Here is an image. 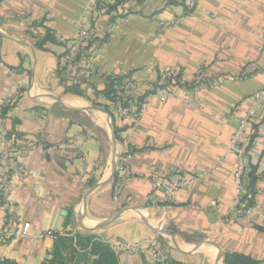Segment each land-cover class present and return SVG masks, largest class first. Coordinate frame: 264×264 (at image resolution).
<instances>
[{"label": "crops", "instance_id": "1", "mask_svg": "<svg viewBox=\"0 0 264 264\" xmlns=\"http://www.w3.org/2000/svg\"><path fill=\"white\" fill-rule=\"evenodd\" d=\"M94 1L0 0V183L7 191L0 227L29 222L33 236L14 229L0 239V259L41 264L54 238L35 235L84 234V228L109 243L120 264H154L148 243L157 237L164 261L227 264L237 252L264 264V131L251 152L259 174L252 218L236 213L235 158L218 161L237 116L264 87V0H199L186 17L182 0H129L96 21L97 62L79 57L71 72L61 71L60 38L77 37V23ZM128 11L135 13L124 16ZM150 66L156 68L150 80L178 66L184 83L164 97L148 96L136 119L119 120L108 102L97 104L104 101L97 92L113 77L130 75L134 95L154 90ZM201 74L219 84L206 88L199 103L193 83ZM231 111L236 115L225 123ZM217 163L202 180L178 187L169 202L165 189H153L152 166L171 186ZM121 167L131 175L115 199ZM136 241L142 245L120 248Z\"/></svg>", "mask_w": 264, "mask_h": 264}, {"label": "built area", "instance_id": "2", "mask_svg": "<svg viewBox=\"0 0 264 264\" xmlns=\"http://www.w3.org/2000/svg\"><path fill=\"white\" fill-rule=\"evenodd\" d=\"M129 1V0H127ZM199 0H182V3L186 9V15L183 17L192 15L197 9ZM108 0H95L93 3H90L89 7L86 8V16H83L77 23L78 27V35L77 37L69 43L66 39L60 38V41L65 45V49L63 52V56L60 60V70L71 72L74 66L77 63L79 57H85L88 60L90 66H93L97 60L99 52L101 51V47L96 45L95 38H97L98 32L96 27L94 26L96 21L102 15H109L108 13ZM124 16L129 15V12H124ZM135 13V12H134ZM212 17L216 18V15H212ZM261 66H254L252 68L253 71L261 69ZM156 68L154 66H150L147 69V72L150 76L148 79L149 83H153L155 85V93L161 96H166L170 89L171 85L184 83V79H182L180 74V69L178 66H173L170 69L161 72L159 77L160 79L157 81H152L151 76L154 75ZM180 75V76H179ZM219 79H224V75H220ZM227 78V77H226ZM228 79L230 81H237L238 77L235 75L229 76ZM161 83V84H160ZM194 84V94L199 98V96L205 91L206 88H214L219 84V80L215 78L207 77L201 74L196 80ZM134 86L135 82L133 78L130 76L126 77L119 86V96L122 99H126L129 95H134ZM99 98L105 100V95H99ZM190 96L188 97L189 100ZM199 103L202 102V98L200 97ZM145 106L141 107L135 106V104H130L128 106L122 107L120 104L114 102L110 104V110L115 116L121 120L127 116H131L133 118L141 117ZM261 114V115H260ZM236 113L231 111L226 115L224 122L229 123L231 117L235 116ZM237 123L235 128L233 129L232 137L229 143L228 151L220 157L219 162L229 161L233 156L235 158V171H234V179L238 188V197L237 203L238 207L236 208V213L240 218H252L258 210V194L253 198V204H248V202L243 200L244 196V183L246 180V176L248 173V152L247 146L250 144V150L253 151L256 140L264 131V87L255 92L252 104L242 113L237 116ZM257 124L258 128L255 130L254 125ZM255 135V136H254ZM4 155L0 152V163L3 160ZM218 162V163H219ZM218 163L206 169L202 174H196L194 177H189L186 180L179 182L177 185H169L165 181L158 178V170L152 166L150 169L151 177L153 178V189L156 191L157 189H165L166 196L165 201L169 202L172 199L174 191L178 187H182L185 185H189L193 182L199 181L203 179V175L209 173L212 169L218 168ZM20 173H23L24 170L19 169ZM18 171V172H19ZM15 172V171H14ZM33 176H36L35 173H32ZM131 175V171L128 167H121L119 175L115 180L113 178V194L114 198L118 199L121 195V190L123 185L126 182V179ZM115 180V181H114ZM6 191V187L3 183H0V198L4 196ZM7 193V191H6ZM258 193V188H257ZM149 202L151 204H155L154 193L149 196ZM12 230H4L0 227V239H5L7 237L14 235V229L19 232V235L22 237L32 236L31 224L29 222H24L20 227L19 224H13ZM161 228V226H159ZM19 229V230H18ZM56 233L52 230H46L38 233L34 236L36 239H42L44 237H56ZM33 237V236H32ZM148 243V242H147ZM142 245V243L136 241L133 245H120V248L127 249L133 248ZM148 247L151 250V260L153 263L164 262L162 258L161 250H162V242L160 237L155 238L154 240L148 243Z\"/></svg>", "mask_w": 264, "mask_h": 264}, {"label": "trees", "instance_id": "3", "mask_svg": "<svg viewBox=\"0 0 264 264\" xmlns=\"http://www.w3.org/2000/svg\"><path fill=\"white\" fill-rule=\"evenodd\" d=\"M137 3L143 2V0H134ZM127 0H115V3L109 2L108 5V13L109 16L115 12L119 11L121 6H125L127 4ZM129 13H133L128 11ZM122 16V15H121ZM96 39V38H95ZM130 75H124L121 77H113L110 78L106 84V87L97 92V95H105L106 99L102 101H98V105H108L111 103H118L122 107L128 106L130 104H135V106L141 107L146 102V98L153 93L155 90L150 92H146L144 95H129L125 100L119 96V86L122 81ZM180 76V75H179ZM161 84V83H160ZM110 106V105H109ZM114 116V114H112ZM258 125H254V129L256 130ZM115 132L118 135V131L115 128ZM255 136V135H254ZM251 145L247 146L248 152V173L246 176V180L244 183V196L243 200L248 202V204H253V198L258 194L257 193V182L259 180L258 170L252 164L251 159ZM118 173L115 174L114 179L116 180L118 177ZM114 180V181H115ZM75 234V235H74ZM67 235L57 234L55 237V241L51 251V257L42 262L41 264H58V262H63L64 260V251L73 252L77 254V258L73 259L75 264H120L119 256L116 251L111 247V245L105 242L103 239L96 235L92 234H82V233H74ZM227 264H259V262L253 260L250 256H247L242 253H230L225 258ZM0 264H17L14 261L9 259H0ZM155 264H194V263H185L175 259H167L164 262H157Z\"/></svg>", "mask_w": 264, "mask_h": 264}, {"label": "rangeland", "instance_id": "4", "mask_svg": "<svg viewBox=\"0 0 264 264\" xmlns=\"http://www.w3.org/2000/svg\"><path fill=\"white\" fill-rule=\"evenodd\" d=\"M81 231H83L84 234L87 233V232H85L86 229H84V228L81 229ZM54 241H55V238H54ZM75 258H77V254H74L73 252H70V250L69 251H64V260H63L62 264H75L74 260H73ZM58 264H61V262H58Z\"/></svg>", "mask_w": 264, "mask_h": 264}, {"label": "water", "instance_id": "5", "mask_svg": "<svg viewBox=\"0 0 264 264\" xmlns=\"http://www.w3.org/2000/svg\"><path fill=\"white\" fill-rule=\"evenodd\" d=\"M156 231H158V233L162 236V237H168L169 233H167V231H165V229L160 228L158 226H156Z\"/></svg>", "mask_w": 264, "mask_h": 264}]
</instances>
